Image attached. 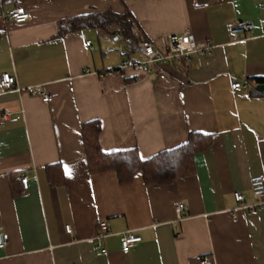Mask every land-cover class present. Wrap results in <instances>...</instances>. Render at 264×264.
I'll use <instances>...</instances> for the list:
<instances>
[{
  "label": "crops",
  "instance_id": "obj_1",
  "mask_svg": "<svg viewBox=\"0 0 264 264\" xmlns=\"http://www.w3.org/2000/svg\"><path fill=\"white\" fill-rule=\"evenodd\" d=\"M16 7L31 20L0 19V76L21 89L0 91V231L9 235L0 264H264V207L250 212L234 198L255 204L251 179L264 176V0H0V13ZM107 10H128L141 41L192 32L213 50L186 71L143 74L121 69L139 57L115 26L58 35L61 22ZM237 21L254 25L248 39L231 34ZM237 82L247 87L234 91ZM36 86L50 103L30 92ZM95 120L105 153L147 160L193 133L212 145L171 185L142 175L121 185L115 172H90L82 125ZM103 220L113 234L106 253L95 241ZM128 231L142 241L123 252Z\"/></svg>",
  "mask_w": 264,
  "mask_h": 264
},
{
  "label": "trees",
  "instance_id": "obj_2",
  "mask_svg": "<svg viewBox=\"0 0 264 264\" xmlns=\"http://www.w3.org/2000/svg\"><path fill=\"white\" fill-rule=\"evenodd\" d=\"M114 26L129 46L141 42L135 30V20L128 10L123 14L107 10L72 18L58 25V35L64 36L85 29L108 31ZM257 83H264V80H258ZM101 130L99 120L82 125L90 172L93 175L115 172L121 185L131 184L136 175H142L146 185H171L179 178L192 175L195 155L212 145L211 136L193 133L184 145L143 160L137 150L103 152L99 143Z\"/></svg>",
  "mask_w": 264,
  "mask_h": 264
},
{
  "label": "built area",
  "instance_id": "obj_3",
  "mask_svg": "<svg viewBox=\"0 0 264 264\" xmlns=\"http://www.w3.org/2000/svg\"><path fill=\"white\" fill-rule=\"evenodd\" d=\"M0 19L5 21H13L15 23H26L31 20L30 13L23 7H16L8 12L0 13ZM254 29V25L247 21H237L231 26V34L235 37H241L242 40L248 39L249 35ZM91 41H87L86 45L91 46ZM213 50L211 42H199L196 40L192 32H185L182 35L163 36L157 41L144 40L140 43L128 46V52H134L139 58H126L121 69H131L149 74L155 67H177L182 71H186L194 57L198 53L210 54ZM247 87L243 82H237L232 86L234 91H240ZM21 89L15 76L9 74H2L0 76V91ZM33 95L38 96L42 102L50 103L52 98L47 92L45 86H36L30 88ZM11 117V113L6 112L2 115L1 121H7ZM22 189L24 191L28 188L29 178L21 176L19 178ZM252 193L256 197L257 202L253 205L244 204V196L241 193H235L234 198L238 203L242 204V208L248 209L250 212H255L258 208L264 207V176H257L251 179ZM176 214L179 221L183 220L186 214V207L183 203L176 205ZM66 231L71 233L70 226L66 227ZM111 225L108 221H101L98 224V231L95 238L98 248L102 249L103 253L106 250L102 248L104 239L112 236ZM140 236L135 235L131 231L125 232L122 235V250L129 252L133 247L141 243ZM9 244V235L4 231H0V249H5ZM208 260H204L203 264H207Z\"/></svg>",
  "mask_w": 264,
  "mask_h": 264
},
{
  "label": "water",
  "instance_id": "obj_4",
  "mask_svg": "<svg viewBox=\"0 0 264 264\" xmlns=\"http://www.w3.org/2000/svg\"><path fill=\"white\" fill-rule=\"evenodd\" d=\"M120 37H121V35H120ZM256 90L261 91V92H264V85H258L256 87Z\"/></svg>",
  "mask_w": 264,
  "mask_h": 264
}]
</instances>
